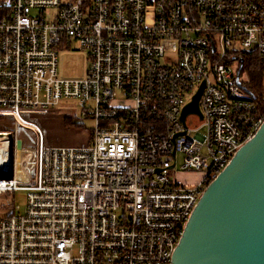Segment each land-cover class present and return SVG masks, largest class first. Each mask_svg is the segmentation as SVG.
<instances>
[{
    "label": "built area",
    "instance_id": "built-area-1",
    "mask_svg": "<svg viewBox=\"0 0 264 264\" xmlns=\"http://www.w3.org/2000/svg\"><path fill=\"white\" fill-rule=\"evenodd\" d=\"M74 42L87 74L61 77ZM253 62L262 80L264 0H0L13 126L0 122V195L27 192L24 213L0 217V264H170L206 187L264 121ZM203 83V117L183 121ZM63 99L95 123L86 145L49 146L32 119Z\"/></svg>",
    "mask_w": 264,
    "mask_h": 264
},
{
    "label": "water",
    "instance_id": "water-1",
    "mask_svg": "<svg viewBox=\"0 0 264 264\" xmlns=\"http://www.w3.org/2000/svg\"><path fill=\"white\" fill-rule=\"evenodd\" d=\"M205 83L182 112L202 118ZM170 264H264V121L208 184Z\"/></svg>",
    "mask_w": 264,
    "mask_h": 264
},
{
    "label": "rangeland",
    "instance_id": "rangeland-1",
    "mask_svg": "<svg viewBox=\"0 0 264 264\" xmlns=\"http://www.w3.org/2000/svg\"><path fill=\"white\" fill-rule=\"evenodd\" d=\"M89 63L88 54L85 50L79 49L77 43H73L69 48H62L59 50V74L61 77L66 78H83L87 74ZM234 67L239 66V62H233ZM252 79V82L247 83L248 86L259 96L264 97V76L261 78L259 71L255 72L252 69L246 70ZM245 72L243 73V79L245 78ZM81 105L78 101L72 99H63L59 106L47 111L45 114H34L32 119L37 120L43 128L48 130V140L46 144L51 143V139H59L61 142H57V145L62 146H83L88 143L92 136V130L95 127V123L87 117L82 116L80 111ZM66 118L72 120V124L66 122ZM4 116H0V122L7 124L8 129L13 128L11 121H5ZM193 118L189 119V123L193 124ZM1 127V126H0ZM4 127V126H3ZM1 129V128H0ZM19 136L23 140L24 146L33 148L35 145V136L30 133V130L23 127ZM49 141V142H48ZM19 148L21 143L18 141ZM174 170H170L173 172ZM197 175V176H196ZM192 176H183L182 179L188 181H197L199 174ZM191 185V182L188 183ZM27 192L17 191L0 195V217L6 216L11 213L14 206L19 205V213H24L27 203Z\"/></svg>",
    "mask_w": 264,
    "mask_h": 264
},
{
    "label": "bare ground",
    "instance_id": "bare-ground-1",
    "mask_svg": "<svg viewBox=\"0 0 264 264\" xmlns=\"http://www.w3.org/2000/svg\"><path fill=\"white\" fill-rule=\"evenodd\" d=\"M10 145V141L9 140H1L0 139V160H3V158L5 157V152L7 150V147ZM19 147V144H18ZM9 159V157H8Z\"/></svg>",
    "mask_w": 264,
    "mask_h": 264
},
{
    "label": "crops",
    "instance_id": "crops-1",
    "mask_svg": "<svg viewBox=\"0 0 264 264\" xmlns=\"http://www.w3.org/2000/svg\"><path fill=\"white\" fill-rule=\"evenodd\" d=\"M46 113V112H45ZM45 113H42V114H45ZM38 115H41V114H38ZM35 120V119H34ZM35 121H37V120H35ZM42 127V126H41ZM43 128V127H42ZM43 130H44V132H45V141L46 140H48V137H47V135H49V133H48V130L46 129V128H43ZM61 142V140H59V139H51V143L49 142V146H62V145H57V142Z\"/></svg>",
    "mask_w": 264,
    "mask_h": 264
},
{
    "label": "trees",
    "instance_id": "trees-1",
    "mask_svg": "<svg viewBox=\"0 0 264 264\" xmlns=\"http://www.w3.org/2000/svg\"><path fill=\"white\" fill-rule=\"evenodd\" d=\"M250 67H251L250 69H252V70L255 71V72L262 70V66H260V64L257 63V62H253V64H252ZM260 79H261V78H260ZM260 96H262V95H260ZM66 122H67V123H70V124L73 123L72 120H71L70 118H66ZM0 128H1V127H0Z\"/></svg>",
    "mask_w": 264,
    "mask_h": 264
}]
</instances>
